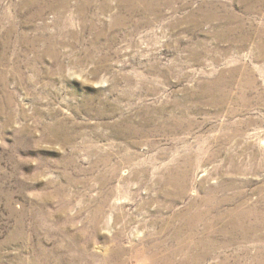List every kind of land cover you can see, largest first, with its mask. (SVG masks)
<instances>
[{
    "label": "rangeland",
    "instance_id": "374dc122",
    "mask_svg": "<svg viewBox=\"0 0 264 264\" xmlns=\"http://www.w3.org/2000/svg\"><path fill=\"white\" fill-rule=\"evenodd\" d=\"M0 264H264V0H0Z\"/></svg>",
    "mask_w": 264,
    "mask_h": 264
},
{
    "label": "bare ground",
    "instance_id": "6f19581e",
    "mask_svg": "<svg viewBox=\"0 0 264 264\" xmlns=\"http://www.w3.org/2000/svg\"><path fill=\"white\" fill-rule=\"evenodd\" d=\"M243 219H244V218H243ZM243 219H242V220H243ZM235 223H236L237 226H239V227H238L239 230H241V229H242V228L240 227V226H241V222H235ZM233 227H234V226H233ZM242 231H243V230H242ZM203 252H204V251H203ZM199 263H200V262H199Z\"/></svg>",
    "mask_w": 264,
    "mask_h": 264
}]
</instances>
